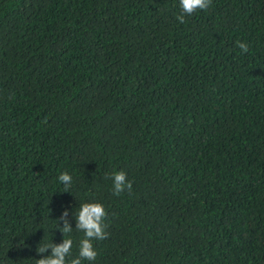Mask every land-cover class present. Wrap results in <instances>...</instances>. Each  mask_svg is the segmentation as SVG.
I'll return each instance as SVG.
<instances>
[{
	"label": "trees",
	"instance_id": "obj_1",
	"mask_svg": "<svg viewBox=\"0 0 264 264\" xmlns=\"http://www.w3.org/2000/svg\"><path fill=\"white\" fill-rule=\"evenodd\" d=\"M180 11L0 0V264H35L90 200L94 264H264V0Z\"/></svg>",
	"mask_w": 264,
	"mask_h": 264
},
{
	"label": "clouds",
	"instance_id": "obj_2",
	"mask_svg": "<svg viewBox=\"0 0 264 264\" xmlns=\"http://www.w3.org/2000/svg\"><path fill=\"white\" fill-rule=\"evenodd\" d=\"M180 14L177 16L179 22H183L186 15H191L197 10H204L209 7L211 0H178ZM237 46L242 52L248 51L246 42L238 41ZM58 182L63 185L64 191L71 192L73 177L68 172H61L57 177ZM131 188V182L127 178V173L123 170L111 173V191L113 194H120ZM69 209L65 208L60 217L57 218L58 229L63 233L60 242L42 243L39 241L35 251L37 257L35 264H94L98 255L94 246V241L102 240L106 236V207L98 200L83 201L74 211L75 226L67 219ZM61 221H63L61 223ZM73 229L83 233V237L78 242V251L72 256L73 240L66 234Z\"/></svg>",
	"mask_w": 264,
	"mask_h": 264
}]
</instances>
